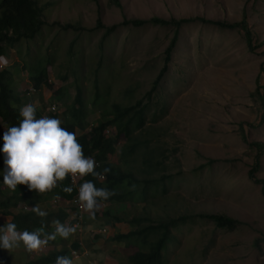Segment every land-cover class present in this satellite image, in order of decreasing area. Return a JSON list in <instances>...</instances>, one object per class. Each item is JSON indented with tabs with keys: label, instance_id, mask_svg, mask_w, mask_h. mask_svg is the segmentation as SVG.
I'll return each mask as SVG.
<instances>
[{
	"label": "rangeland",
	"instance_id": "1",
	"mask_svg": "<svg viewBox=\"0 0 264 264\" xmlns=\"http://www.w3.org/2000/svg\"><path fill=\"white\" fill-rule=\"evenodd\" d=\"M39 4L46 8L41 33L33 40L8 45L3 55H10V64H35L50 57L49 65L39 67L44 68L50 87L27 91L29 103L35 108L54 104L61 110L51 98L53 93L72 99L79 88L85 104L95 105L89 106L93 113L86 119L90 122L98 118L101 103L127 107L141 101L148 132L139 133L138 139L149 142L151 165L143 164L140 149L133 157L121 156L119 148L131 145L125 138H119L115 154L106 161L131 170L139 180L169 177L165 186L145 188L143 208L153 217L206 212L240 223L234 231L217 229L204 220L178 227L163 254L164 263L264 264V184L249 179L256 151L240 138L242 132L247 142L264 145V0H39ZM243 14L254 50L238 30H218L200 20L235 23ZM154 18L191 21L177 28L166 72L147 100L176 26L149 22L133 27L123 26L122 21ZM106 28L114 30L106 34ZM21 76L28 83L25 73ZM14 84L16 91H24L19 82ZM114 133L109 129L105 135ZM259 163L256 178L264 182V156ZM136 201L130 199L125 207L123 201L107 202L101 208L118 211L121 218H142ZM82 214L76 235L81 241L94 238L95 249L86 255L90 262L128 264L127 257L136 248L111 241L109 234L98 236L103 233L102 226L96 225L100 222ZM8 221L0 215V222ZM112 227V234L134 230L128 224ZM31 252L39 254L43 249ZM5 253L0 254V264ZM27 255H20L18 263H26ZM10 259L16 261L17 254ZM84 263L90 264L89 259L73 260V264Z\"/></svg>",
	"mask_w": 264,
	"mask_h": 264
},
{
	"label": "trees",
	"instance_id": "2",
	"mask_svg": "<svg viewBox=\"0 0 264 264\" xmlns=\"http://www.w3.org/2000/svg\"><path fill=\"white\" fill-rule=\"evenodd\" d=\"M116 4L118 5V2H116ZM45 9L44 6L39 4V0H0V56L4 55L8 45L22 40H33L41 33L42 28L46 25L44 16ZM200 20L203 23L213 25L218 30H238L243 34L247 47L250 48V50H254V47L251 46L253 36L247 25V16L245 14H243L240 22L235 23ZM188 21L191 20L163 21L154 18L149 21L136 19H124L122 21L123 26L130 25L133 27H140L149 22L160 25L174 24L176 26L174 36L164 51V65L146 95L147 100L150 99L159 81L166 72V65L171 59V51L177 39V28L181 23ZM113 30V28H106V34L111 33ZM41 63L49 65L50 57L46 56L35 64L30 62L27 63L26 61H21V64L13 63V65L10 66L13 73L8 70L0 72V118L8 127L18 125L20 119H22L19 116V109L22 107V102L24 104L28 103V97L26 96L27 91L31 90L33 92H38L42 86L46 88L50 87L49 84H51V81L47 79L46 83V72L44 68L39 69ZM23 73H25V77L28 79V83L26 84L24 83V77L21 76ZM15 82H19L21 88L24 89L23 92H16V88H14ZM96 96H98L97 92ZM51 98L61 106V110H56L55 105L51 103V106L35 108L36 117H56L61 120V126L66 128V130L77 132L78 135H76V138L82 145L84 155L91 156L98 162L94 170L102 174V180L100 182L97 180V177H93L91 174L85 175L82 177L79 185L85 180H91L97 188H106L113 193L107 200L99 201V207L95 211L94 219H90L89 213L83 209L86 219L89 221L92 220L93 222H100L96 224L99 226H109L110 221L114 219L120 223L126 220L130 225L136 226V230L130 232L126 236L127 242H125V244L132 245L136 248V251L127 257L128 264H167V262L164 263L166 259L163 254L167 252L168 245L173 241V230L188 224L190 221L204 220L213 224L217 229H225L227 231H234L240 225L238 221L223 214L200 212L193 215L186 212L176 217L167 214L162 218L151 216L146 211L147 209L145 207L143 208V201L146 198L145 188L147 186L155 187L159 184L165 186L166 179H169V177L160 175L153 180L146 178L139 180L131 170L123 171L106 161L108 155L115 154L117 149L116 143L119 138H125L131 145L124 149L119 148L121 156L124 158L132 155L133 157L137 150L140 149L143 164L147 166L151 165L153 155L148 151L149 142L147 140L138 139L139 133L143 134L148 132L144 122L145 105H141V101L127 107L118 104L107 106L105 102L101 103L98 109V118L89 122L86 118L88 114L93 113L89 106L95 105L85 104L79 88L76 89L75 97L72 99L69 96H59L57 91L53 93ZM16 102L21 103L19 108L16 107ZM86 107L88 111H86ZM52 108H54V110ZM87 128H89L88 131ZM150 128L152 127L150 126ZM109 129H115V133L112 134L111 137L105 135ZM240 138L244 143H248L249 147L254 148L256 151L253 166L248 172L249 179L253 180L255 184H264L263 181L256 178V174L260 169V158L264 156V145L259 142H247L246 136L242 132ZM211 162L212 161H209V163ZM105 167L109 169V172L106 174L103 173ZM3 169V155L0 154V172H2ZM1 179L2 177L0 175V180ZM65 186L72 187V192H64L63 188ZM139 186L142 187V191H139ZM76 191V187L70 183L68 177H65L63 181H58L56 187L44 193H37L35 190L29 191L26 185L19 184L16 190H9L0 182V215L9 218L8 222L15 223L17 230L20 231L27 229L31 232L43 229V238L44 234H50L54 231V224L52 223L54 212L53 209L48 206L47 201L54 197L70 200L76 196ZM261 195L264 198V186L261 189ZM130 199H137L136 210L143 212L142 218L132 217L128 219L123 217L119 219L114 214L118 211L111 213L108 209L101 208V206L107 202L119 204L122 201L123 203L125 202L122 205L125 207L126 202H130ZM138 201H141V203ZM34 205H38L41 210L46 211L47 216L39 217L36 215L32 211ZM22 207H29L30 209L23 210ZM110 214H114L113 219L110 217ZM147 215L149 218L146 217ZM77 219L79 218L65 219V221L69 226H72L74 223H77ZM4 223L5 222H0V226H3ZM71 236L73 235L70 234L67 241L69 239L74 250L80 251L85 248H95V245L91 244L89 240L86 244H82L79 241L71 242ZM60 240L61 237L57 235L54 240H49L47 245L42 247L43 252L36 255H32L31 251L26 250L22 243L17 246L22 253L16 252V249H18L17 247L14 248V252H11L10 249H0V254L7 252L2 256L1 264H19L20 255L25 256V253L28 254V259L27 262L23 264H54L55 258L58 255L63 256V252L60 250L56 251L55 249V246H59ZM117 240L121 241L120 238ZM14 254H17L18 259L16 261H11L10 257Z\"/></svg>",
	"mask_w": 264,
	"mask_h": 264
},
{
	"label": "clouds",
	"instance_id": "3",
	"mask_svg": "<svg viewBox=\"0 0 264 264\" xmlns=\"http://www.w3.org/2000/svg\"><path fill=\"white\" fill-rule=\"evenodd\" d=\"M9 59L10 57L0 56V72L8 70ZM52 109L54 110V108ZM19 116L22 119L18 125L10 127L6 123L4 124L0 118V154L3 155L4 164L0 175L3 176V185L9 190H16L18 184L26 185L29 191L35 190L37 193H44L51 191L56 187L58 181H63L65 177H68L77 191L76 196L70 200L54 197L47 201L48 206L54 212L52 217L54 231L44 234L43 238V229L31 232L27 229L20 231L17 230L15 223L5 222L3 226H0V249L9 250L22 243L26 250L34 251L47 245L49 240H54L59 235L61 237L60 244L55 248L56 251L63 252V256L58 255L54 264H73V260L81 259V257L88 258L89 263L92 264L90 262L92 258L86 255L87 251L95 248L74 250L72 244L66 239L70 234L74 235L78 231L79 223L69 226L66 225L65 219L79 217L83 213V209L89 213L90 219H94L99 201L107 200L113 194L106 188H97L91 180H85L79 185L82 177L88 174L97 177L99 182L102 180V174L94 170L98 162L93 157L84 155L76 133L62 127L60 119L52 116L37 118L36 109L30 103L19 109ZM108 172L109 169L105 167L103 173ZM69 175H76V178L72 179ZM72 190L70 186L63 188L66 193H71ZM22 209L26 210L23 207ZM32 211L39 217L47 216V212L41 210L38 205H34ZM114 214L117 218L122 219L119 212ZM114 214H110L112 219ZM116 224H128L130 228L136 230V226L130 225L128 221L120 223L114 219L110 221L109 226L102 225L100 227V231L103 233L98 236L105 237L106 234H109L107 236H111V241L125 244L126 236L134 230L112 234L111 231L114 230L112 225ZM118 238L121 241H118ZM93 240L94 238L92 241L89 240L91 244H93ZM79 242L83 244V241Z\"/></svg>",
	"mask_w": 264,
	"mask_h": 264
},
{
	"label": "crops",
	"instance_id": "4",
	"mask_svg": "<svg viewBox=\"0 0 264 264\" xmlns=\"http://www.w3.org/2000/svg\"><path fill=\"white\" fill-rule=\"evenodd\" d=\"M8 57H10V55H9ZM12 65H13V63L10 64V66H12ZM10 66L8 67V71H9V72H12V69H10ZM12 73H13V72H12ZM16 92H18V91H16ZM27 101H28V100H27ZM27 104H29V101H28ZM24 105H25V104L22 102V106H24ZM75 133H76V135H78L77 132H75ZM64 240H65V239H64ZM66 240H67V239H66ZM68 241H69V239H68ZM70 241H71V242H75V241H81V240H80V238L77 237V235H76V233H75L73 236H71ZM86 243H87V240L83 241V244H86ZM85 246H86V245H85ZM31 254H32V255H36L37 252H35V253L31 252Z\"/></svg>",
	"mask_w": 264,
	"mask_h": 264
},
{
	"label": "built area",
	"instance_id": "5",
	"mask_svg": "<svg viewBox=\"0 0 264 264\" xmlns=\"http://www.w3.org/2000/svg\"><path fill=\"white\" fill-rule=\"evenodd\" d=\"M72 179L74 178H76V175H69Z\"/></svg>",
	"mask_w": 264,
	"mask_h": 264
}]
</instances>
